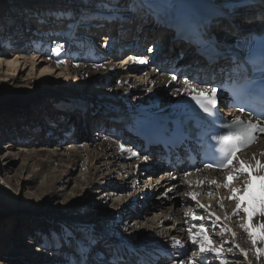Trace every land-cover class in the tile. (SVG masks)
<instances>
[{"label":"bare ground","instance_id":"1","mask_svg":"<svg viewBox=\"0 0 264 264\" xmlns=\"http://www.w3.org/2000/svg\"><path fill=\"white\" fill-rule=\"evenodd\" d=\"M9 1L4 9L6 10L5 17H7L4 20L8 22V25L4 27H9V29L11 26L14 27L11 29L13 35L0 38V57H4L0 60V98L9 96L18 108L21 102H25L27 98L25 96L29 93L50 94L52 101L47 104L46 98H42L35 103V106L39 107L34 112L32 111L29 117L31 121L28 120L29 123L24 129L32 140L28 142L29 137L26 135V139L23 140L24 143L28 142L27 144L6 145L0 148V195L6 202L12 199L18 201L21 196L23 204L19 205L27 206L23 212L16 214L19 225L15 222L11 233L8 234L6 224L2 223L0 230V252L2 253L0 256L11 249L7 254L4 253L3 257L12 256L14 259L17 258L18 262L22 260L19 264H92L90 263L92 260L96 264H101L100 259L102 258H95L98 255L106 256L107 261L104 264H132L134 261L127 260L131 258L137 260L136 264H141V261L150 262V258L158 259L154 264H179L181 260L183 264H222V262L223 264H264V255L259 257L256 255V249H264V243L258 241L254 248L248 233L244 230L245 224L256 228L264 223V217L253 215V208L259 212V204L250 199L240 202L242 207H248V213L236 212L237 201L232 198L233 189L240 194L246 179L243 174L237 173L236 169L228 170L226 174L187 175L185 178L178 174L157 173L159 177L156 178L155 170L146 162L145 157L137 154L125 140L123 132L127 120H123V125L121 124L118 128H102L101 131H94L91 135L86 134L82 141L76 135L77 131L69 134V129L67 133L64 132L61 137L54 138L52 141L51 139L42 141L46 130L37 129L38 124L30 127L43 118H47L48 126L55 130L59 129L56 126L61 127L65 121L64 124L77 121L79 124L84 123V126H78V130L85 128V133H88V125L95 124L97 120L96 116H89L88 113L95 112L101 107L106 108L102 105L104 103L101 104L98 100L88 97L80 100L82 95L76 92L77 90L62 89L64 93L56 94L43 89L44 87H39V85H51V80L60 79L67 84V78L71 75L74 78H85L91 86L88 89L95 88L119 104L118 107L109 104L107 107L109 110L121 111L124 108V115L151 119L166 120L174 117L181 110L185 100L197 93L198 86L188 81L175 80L157 69L158 62L169 58L162 56L165 47L156 46L154 52H149L147 48L143 57L133 58L132 62L128 63L129 66L124 69L122 66L124 62L112 63L98 53L100 50H95L84 38L66 33L78 29L76 25H80L79 21L84 22L82 24L84 27L92 28L91 23L94 20L88 21L91 16H84V14L80 16V20L79 16L73 13L76 16L73 19L76 24L73 21L68 23L71 16L69 17L70 12L67 10L70 6L72 8L73 3L80 8L90 6L91 0H77L79 2L69 0L68 3L66 0H50L48 3L51 5L47 2L45 4V0ZM93 1L102 3L101 0ZM125 1L131 9H134V4L138 2V0ZM140 1L146 6L155 2L166 10L174 8L177 12L193 10L192 7L197 8L198 3H201L199 5L201 9L204 2L206 5L210 2L211 5H219L230 10L236 4L249 2V0ZM14 7L19 9L16 10ZM49 10L51 15H47ZM21 11L29 16L28 20L31 22H33L31 18L35 17V13H42L38 18H46V22L41 23L47 25L49 29L37 28V31L32 26L20 22L18 18L22 14ZM56 11H61V15L59 19H53L54 24L51 26L52 22L47 18L56 15ZM2 19L0 16V21ZM77 19H79L78 22ZM60 26L63 29H59ZM50 28L59 29L56 31L62 33L61 37L69 40L67 46L78 45L83 48L82 53H75V50L71 52L68 49L65 52L62 50L58 52L53 49L54 44H48L45 48L40 47L38 35L43 33L45 37L50 36ZM80 28L82 27L79 26ZM147 31L149 42L153 41L155 35L162 42L164 40L167 42V34L161 32L153 34L149 29ZM4 32L5 30L0 36ZM27 32L29 36L26 35ZM14 35L19 38H15ZM4 40H9L7 45L20 43L13 53H5L2 49ZM31 40L34 41L31 43ZM100 41L103 42L104 39ZM176 45L177 43L174 44L175 47ZM20 51H25L27 55L35 58L21 57L23 54ZM76 54L84 57L85 60L77 57ZM173 55L174 53L170 54V56ZM9 61L12 62L11 66H9ZM34 65L38 67L37 79L34 82L37 90L34 91L32 88L29 91L28 81L23 80L20 74H23L29 67L32 73ZM17 73L19 76L15 77ZM73 94L78 95L76 100L74 99L76 95ZM74 104H76L75 109L79 105L83 111L86 108L90 110H87V114L76 113V110L71 108ZM45 110L48 112L46 115ZM4 112H0V125L7 127L12 124L11 127L17 126L15 127L17 131H21L18 129L20 127H18L17 120L25 118L27 109L26 112L21 111L19 116L14 117H11L15 114L11 113L13 109ZM65 112H69L70 115L63 119ZM67 118L69 121L66 120ZM24 123L27 124V122ZM76 126L72 128L77 130ZM0 136H2L1 133ZM66 141L70 145L72 143L80 145L81 142H84V145L78 147L79 149L64 148L62 145ZM21 143L23 142L18 144ZM256 152L259 155L254 158L252 164L254 165L257 161L264 163V151L259 148ZM229 175H234L236 178L229 181L227 180ZM226 183L228 187L224 186ZM140 196L143 201L151 196V200L144 205L137 200ZM53 202H56V205L51 206ZM44 208H52L58 219L70 221V225L62 226L64 238L59 237L58 233L61 230L56 229L54 239H50L47 245H43L44 252H35L32 249V243L22 241L18 243L21 237L19 235L24 229L28 230L27 235H29L30 231L43 226L40 212ZM121 212H123V217L119 215ZM249 215L253 217L251 221L248 220ZM194 216L198 219L194 220ZM10 220V215L8 218H2V221L6 223ZM75 221L78 222L74 223ZM82 224L86 225L87 229L82 228ZM201 226L204 227L203 233L199 231ZM205 235L212 246L222 249L220 257H216L214 253L199 251V243ZM35 236L37 237L35 232L30 235L31 238ZM190 237H195L197 243L193 244ZM84 240L87 241L86 246ZM69 242L74 243L76 248L69 254L59 253V250L68 246ZM89 247L90 251L87 252L86 248ZM96 248H104L105 254L96 252L99 250ZM123 251H125L124 254L119 256ZM242 253H247V255ZM55 254L62 256L63 261H53ZM23 255L31 256L32 260L36 258L39 260L32 262ZM166 257L169 261H165Z\"/></svg>","mask_w":264,"mask_h":264},{"label":"rangeland","instance_id":"2","mask_svg":"<svg viewBox=\"0 0 264 264\" xmlns=\"http://www.w3.org/2000/svg\"><path fill=\"white\" fill-rule=\"evenodd\" d=\"M0 1H2V2H0V16H2V21H0V26L2 25V27H6L7 25H8V22L7 21H5L6 19H7V17H5V12H6V10H4L7 6V4L10 2L9 0H0ZM26 1V0H25ZM50 0H45V4H46V2L48 3ZM67 1V3L69 2V0H66ZM70 1H72V0H70ZM77 1V0H76ZM75 0L73 1V2H76ZM115 1H117V0H115ZM77 2H79V1H77ZM82 2V1H81ZM30 4V2L28 1V5ZM56 4V3H55ZM54 4V5H55ZM48 5H51V3H48ZM54 7V6H53ZM75 7L77 8H79V6H77V5H75V6H72V8H71V6L70 7H68V12H70V14H69V17H70V19L68 20V23L70 22V21H73V22H75L73 19H75V17L76 16H74L73 15V13L72 12H74V10H75ZM50 8H51V6H50ZM14 9H16V10H18L19 8L18 7H14ZM38 9H39V7H38ZM41 9H42V6H41ZM70 10V11H69ZM60 12L61 11H56L55 12V14L57 15L58 13L60 14ZM76 12V11H75ZM75 12H74V14H75ZM20 13H22V14H20V16H19V18H18V20L19 21H24V19H26L27 20V17L28 16H26V15H24L23 13L24 12H20ZM22 15V16H21ZM40 15H42V13H35V16H40ZM47 15H51L50 14V10H49V12L47 13ZM90 16H91V14H90ZM79 18H80V16H79ZM5 19V20H4ZM37 19V17H34V19L33 20H36ZM15 20H17V19H15ZM80 20H81V18H80ZM30 22V27L31 26H33L34 27V25H35V23H32L31 21H29ZM80 23V26H82V24H84V22H81V21H79ZM20 23V22H19ZM19 23H17V24H19ZM75 24H76V22H75ZM66 26V25H65ZM2 27H0V34L3 32V30L5 29V27L4 28H2ZM61 27V26H60ZM3 29V30H2ZM50 29H53V28H50ZM59 29H63L62 27L61 28H59ZM59 29H56V30H59ZM60 31H62V30H60ZM14 37L16 38V35H14ZM30 39V38H29ZM59 45V46H58ZM64 42H63V40H61V41H59V43H57L56 44V46H55V48H53V49H55L56 51H58V52H60V50H62V51H67V48H65L64 46ZM57 46H58V48H57ZM65 46H67V45H65ZM53 47H54V45H53ZM72 52L74 51V52H80L78 49H76V48H74V47H72L71 49H70ZM4 51V50H3ZM5 53H12V52H6V51H4ZM20 53L21 54H23L21 57H29V58H35V57H31V55H27L26 54V52L25 51H20ZM31 54H32V52H31ZM5 55V54H4ZM77 55V57L79 56L78 54H76ZM82 60H85V58L84 57H81V56H79ZM4 57L2 56V57H0V60H2ZM37 59V58H36ZM32 64V63H31ZM34 69H32V73H31V71H30V67L29 68H27L25 71H24V73L23 74H20V76L22 77V79L23 80H27L28 81V85H29V91H31V89L32 88H34L33 90L34 91H36L37 90V86H36V84L34 83L35 82V80L37 79V74H38V72L36 71V70H38V67H37V65H34ZM46 67V66H45ZM28 71H29V74H28ZM3 73H4V71H3ZM18 74V73H17ZM15 75V77H18L19 76V74L18 75ZM64 81V80H63ZM66 81V80H65ZM66 83L67 84H64L62 81H61V79L60 80H58V81H55V80H51V85H39V87H44L43 89H48L49 91H50V93H56V94H61V93H64L63 92V90L62 89H65L66 91H74V90H77L76 92H79L82 96H81V98H80V100H82L84 97H88L89 99H96V100H98L99 101V103H104V104H107V105H116L117 107L119 106V104L116 102H113L112 101V99L113 98H109L108 96H105L103 93H100L97 89H95V88H92V90H90V89H88V88H90L91 86H89L90 84H88L87 83V81H86V79L85 78H83V77H76V78H74V76L73 75H71L69 78H67V81H66ZM88 89V90H87ZM94 90V91H93ZM92 91H93V93H92ZM17 92V91H16ZM28 92V91H27ZM66 93H69V92H66ZM73 95H76L75 96V100H76V98H78L77 96V94H73ZM1 96H3V95H1ZM54 96V95H53ZM25 97H27L26 98V100H25V102H21V104H20V107L18 108L17 107V105L15 104V103H13L11 100V98L9 97V96H3L2 98H0V112L1 113H3L5 110H7L8 111V109H13V112H11V113H15L13 116H11V117H14V116H19L20 115V113L19 112H21V111H25L26 112V109H27V112H26V114L24 115L25 116V118L23 119H19V120H17V124H18V127H20V128H18V129H20L21 131H17V128H15V127H17V126H14V127H11V125L12 124H9L7 127L5 126H1L0 125V133H1V135L2 136H0V148L1 147H3V146H6V145H8V146H10V145H17V146H22L23 144H27L28 142H26V143H21V144H16V143H13L12 142V139H16L17 137L19 138L20 137V139H22L24 136H26L27 135V131H25L24 129H26V125H28V123H29V121L28 120H30L29 119V117L32 115V111L34 112L36 109H38V107L37 106H35L36 104L35 103H37V101L38 100H40V99H42V98H46V100L48 101L47 102V104H49V103H51V95L50 94H43V95H41V94H39V93H37V92H34V93H29L28 94V96H25ZM111 99V100H110ZM116 101H117V99H115ZM85 103V102H84ZM53 105V104H52ZM52 105H51V108H52ZM74 105H76V104H74ZM103 105V104H102ZM5 109V110H4ZM24 109V110H23ZM4 110V111H3ZM30 110V111H29ZM3 111V112H2ZM18 114H17V113ZM4 113H6V112H4ZM46 113H48L47 112V110H45L44 111V114L46 115ZM7 114H10V113H7ZM37 116V115H36ZM35 116V117H36ZM64 117L66 118L67 117V113H64ZM28 118V119H27ZM23 120V121H22ZM31 121V120H30ZM24 122H27V124L26 123H24ZM43 122H44V124H43ZM21 124V125H20ZM37 124H38V126H44L45 125V127L44 128H46V125H48V120H46V118H43V120H41V121H39V122H37L35 125L34 124H32V125H30V127H34V126H37ZM14 125V124H13ZM10 126V127H9ZM38 126H37V129H40V128H38ZM89 126V129H88V133H85V128H83V129H80L79 131H78V133L76 134L77 136H79L80 137V140L82 141L85 137V135L86 134H93V126H94V124L92 123L91 125H88ZM5 131V132H4ZM49 131H52L50 128H48L47 130H46V133L47 134H45L44 136H43V138L41 139L42 141H46V140H50L51 139V141L55 138V137H53V136H55V134H51V135H48V132ZM54 132L53 133H56V131L57 130H53ZM20 132V133H19ZM26 132V133H25ZM4 133H5V135H4ZM18 133V134H17ZM24 135V136H23ZM61 135V132H59V137H61L60 136ZM51 136H52V138H51ZM11 138V139H10ZM12 142V143H11ZM84 142H81L80 143V145H77V144H75V143H72L71 145H70V143H68V141H66V142H64V144L62 145V147H64V148H66V147H72V148H74V147H76V148H78V147H81V146H83L84 144H83ZM87 145H89V144H87ZM16 146V148H19V147H17ZM79 149V148H78ZM117 173H118V171H117ZM33 185H35V184H33ZM68 192V190L66 191V193ZM19 198H20V200H18V201H15V200H10V201H8V202H6L5 200H3V198H2V196L0 195V230H1V225H2V223L5 225L6 224V229L8 230V234L9 233H11L12 232V229L14 228V226L15 225H13L15 222H17V225H19V221L16 219L17 217H16V214L18 213L19 214V212H23L24 210V208L25 207H27V206H23L22 207V205H19L20 203H22L23 204V200H21L22 198H21V196H19ZM138 201H139V203H141L142 202V204H148V202L149 201H146L145 203H144V201H143V199H142V197L140 196V198H138L137 199ZM54 205H56V202H53L52 204H51V206H54ZM22 207V208H21ZM28 208H30V207H28ZM27 209V208H26ZM41 215H40V219H42L43 220V226L41 227H38L35 231L33 230L32 232L30 231V234L29 235H27V233H28V230H26V229H24L23 230V232H21V231H19V232H21V234L19 235V236H21L20 237V239H19V241L20 242H18V243H22V242H25V243H32V245H33V250L35 251V252H37V251H41V252H44V249H43V245H47V243H49L50 242V239H54V235H55V230L57 229V230H61V232H59L58 233V235H59V237H61V238H64L65 237V235H64V233H63V228H62V226H69L70 225V221H64V220H61V219H58V216H56L55 215V213H54V211H53V209L52 208H50V209H46V208H44L43 210H41ZM104 214V213H103ZM10 215V221H8L7 223L5 222V221H2V218H8V216ZM120 216H122L123 217V212H121L120 214H119ZM7 216V217H6ZM19 217H20V215H19ZM125 217V216H124ZM34 219V218H33ZM12 222V223H11ZM76 222H78V221H75L74 223H76ZM11 224V225H10ZM10 225V226H9ZM12 225H13V227H12ZM76 226H77V224H76ZM76 226H73V227H76ZM81 227L82 228H85V229H87L86 228V225H84V224H82L81 225ZM35 232V234L37 235V237L35 236V237H30V235L32 234V233H34ZM119 232V231H118ZM17 235H18V233H17ZM16 235V236H17ZM42 235V236H41ZM124 235V234H123ZM123 235H120V236H123ZM124 238H127V237H124ZM22 241V242H21ZM31 241V242H30ZM67 241H70V239H67ZM87 245V241L86 240H84V245ZM85 245V246H86ZM2 246V245H1ZM76 245L74 244V243H70L69 242V244H68V246H66L65 248H61L60 250H59V253H67V254H69V252L71 251V250H74L76 247H75ZM90 248V247H89ZM96 249H99V248H96ZM11 249H9L8 251H10ZM8 251H5V252H3V254L0 256V264H19L22 260H20L19 262H18V260H17V258L16 259H14V258H12V256H9V257H3V255H4V253L5 254H7L8 253ZM87 252H88V250H87ZM0 253H2V252H0ZM23 253H25V251H23ZM58 253V254H59ZM58 254H55V256H54V258L52 259L53 261H63V260H61L62 259V256H59ZM23 256H27V259L28 260H32V258H31V256H28V255H23ZM2 257L4 258V259H2ZM39 259H37L36 258V260H32V262H37ZM90 263H93V264H96V263H94L93 262V260L92 261H90ZM170 264V263H169Z\"/></svg>","mask_w":264,"mask_h":264},{"label":"snow or ice","instance_id":"3","mask_svg":"<svg viewBox=\"0 0 264 264\" xmlns=\"http://www.w3.org/2000/svg\"><path fill=\"white\" fill-rule=\"evenodd\" d=\"M152 48H149L148 51L152 52ZM9 66H11L12 62L9 61ZM143 63V61H141ZM43 75V70L41 72ZM216 89H212L213 97H215ZM203 95V93H201ZM212 104H215V99H212L209 101ZM261 132H264V128L260 129ZM253 137L250 133H245L243 135L237 134L236 136H228L225 137V144L227 145V151H228V159L224 165H220L219 167H229L233 164L234 160L237 158V152L239 149L243 148L245 145H247ZM207 167H213V165L209 164L206 165ZM236 172L239 174H243L246 176V179L244 180L243 187L240 190V194H237V190L233 189V196L237 203H236V212L239 213L241 211L248 213V207L241 205V201L244 200H252L254 203L259 204V212H257L256 208L252 209L253 215H259L260 217H264V163H261L257 161L254 165L253 164H245L244 162H240L239 168L236 169ZM236 176L229 175L227 177V180H233ZM253 179L259 180L261 182L260 188H261V197L257 201V197L253 195L251 189H252V183ZM225 187H228L229 185L226 183L224 185ZM193 199H195V196H193ZM203 207V206H201ZM252 215L248 216V220L251 221ZM193 219H198V217L194 216ZM244 230L248 233V236L251 240V243L253 247L255 248L257 242L264 243V223L259 224L256 228H253L250 224L244 225ZM200 233L204 232V227L201 226L199 229ZM193 244L197 243V240L195 237H190ZM199 251L201 253H214L216 257H220L222 249L216 248L212 246L209 238L205 235L203 236L202 240L199 243ZM243 255H247V253H242ZM256 255L257 257L264 255V249H256ZM179 264H183V260L179 262ZM223 264V262H222Z\"/></svg>","mask_w":264,"mask_h":264}]
</instances>
